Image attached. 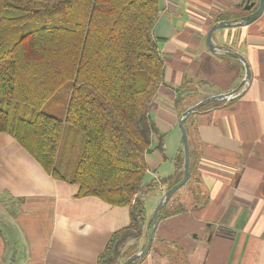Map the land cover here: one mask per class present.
<instances>
[{"label":"crops","instance_id":"0c3cea01","mask_svg":"<svg viewBox=\"0 0 264 264\" xmlns=\"http://www.w3.org/2000/svg\"><path fill=\"white\" fill-rule=\"evenodd\" d=\"M242 2L159 0L153 36L164 75L149 112L153 134L142 195L147 216L166 191L160 181L179 175L180 114L241 86L242 64L211 52L205 39L214 23L226 21L217 20L220 15L232 20L249 14ZM212 41L241 54L251 78L237 90L239 97L206 104L185 121L190 177L170 204L185 209L167 216L168 207L158 217L151 249L138 264H264V10L249 25L218 29ZM181 88L187 91L176 106ZM76 192V185L52 179L0 133V228L22 238L8 248L0 229V264H95L110 235L127 226L128 208L77 199Z\"/></svg>","mask_w":264,"mask_h":264},{"label":"trees","instance_id":"16d2710c","mask_svg":"<svg viewBox=\"0 0 264 264\" xmlns=\"http://www.w3.org/2000/svg\"><path fill=\"white\" fill-rule=\"evenodd\" d=\"M158 14L159 0H0V133L52 179L76 185L75 198L128 208L127 226L110 235L95 264H120L147 238L149 112L164 75L153 36ZM67 83L64 119L43 114ZM186 91L179 89L176 106ZM64 126L66 138L75 131L82 136L73 168L57 162ZM176 162L178 177L160 181L166 190L181 178L182 150ZM170 208L165 215L185 209Z\"/></svg>","mask_w":264,"mask_h":264},{"label":"water","instance_id":"95a60500","mask_svg":"<svg viewBox=\"0 0 264 264\" xmlns=\"http://www.w3.org/2000/svg\"><path fill=\"white\" fill-rule=\"evenodd\" d=\"M257 1V6L255 7V3ZM242 9L245 12H250L249 14L232 19V20H226V21H219L214 23L208 30V33L206 35L205 43L208 47V49L217 54H223L233 57L234 59L238 60L245 71V75L243 78V81L241 83V86L245 87L247 83H249L251 78V72L249 65L246 61V59L239 53H236L232 51L231 49H227L222 46H218L213 43L212 41V35L215 31H217L220 28H225L229 26H246L254 21H256L262 14L264 10V0H243L242 2ZM240 86V87H241ZM239 87V88H240ZM238 88V89H239ZM237 89V90H238ZM237 90H233L229 93L225 94H219L211 97H207L205 99H202L198 101L197 103L189 106L186 108L179 116L178 118V127L181 133V140H182V156H183V163H182V175L181 178L173 184L168 190H166L163 195L161 196L160 200L158 201L157 205L154 207L150 217L148 218L146 222V233L147 238L145 241V245L143 249L137 251L136 253L130 255L127 259L123 260L120 264H130L131 262L135 260H141L143 259L148 252L151 249L152 242H153V236H154V230L158 222V217L160 216V211L163 209V207L170 201V199L173 197V195L181 188L183 187L186 182L189 180L190 177V158H189V143L187 138V133L185 130L184 123L188 119L190 115H192L194 112H196L200 107L214 102H222V101H230L240 96V92ZM152 223V227L150 228V224Z\"/></svg>","mask_w":264,"mask_h":264},{"label":"rangeland","instance_id":"374dc122","mask_svg":"<svg viewBox=\"0 0 264 264\" xmlns=\"http://www.w3.org/2000/svg\"><path fill=\"white\" fill-rule=\"evenodd\" d=\"M71 89L72 84L67 83L60 92H58L51 100L47 102V104L43 106L41 112L43 114L50 115L58 119H64L68 97ZM66 129L67 127L64 126L57 152V162L62 161L65 167L66 165H68L70 168H73L78 155V151L80 149L82 136L81 134H78L75 131L72 132L68 138H66ZM2 227L0 229L6 238V246L8 248L12 246L14 240L20 242L22 241L20 233H18V231L16 232L14 228L13 231L15 232L12 233L11 230L8 231L4 227Z\"/></svg>","mask_w":264,"mask_h":264}]
</instances>
